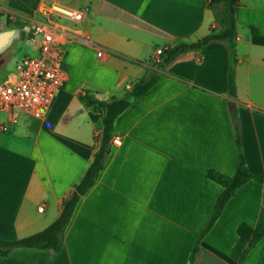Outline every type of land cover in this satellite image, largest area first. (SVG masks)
<instances>
[{"label": "crops", "instance_id": "0c3cea01", "mask_svg": "<svg viewBox=\"0 0 264 264\" xmlns=\"http://www.w3.org/2000/svg\"><path fill=\"white\" fill-rule=\"evenodd\" d=\"M210 1L0 0V33L14 31L0 53L21 43L26 54L35 55L26 30L49 5L84 12L80 40L68 38L63 46L68 81L47 116L36 120L20 113L14 124L1 116L8 128L0 131V240L22 239L49 226L86 171L102 115L82 97L121 98L152 69L157 50L205 37L217 26ZM235 21L236 99L227 97L223 44L175 60L115 119L113 138L120 144L110 145L61 250H16L0 256V264H187L221 192L206 172L231 176L235 170L228 107L239 118L247 167L264 179V0H238ZM17 61L0 62V79L14 76ZM260 210L264 183L245 184L205 235L194 264H260L264 239L242 263L229 257L238 224L254 226Z\"/></svg>", "mask_w": 264, "mask_h": 264}, {"label": "trees", "instance_id": "16d2710c", "mask_svg": "<svg viewBox=\"0 0 264 264\" xmlns=\"http://www.w3.org/2000/svg\"><path fill=\"white\" fill-rule=\"evenodd\" d=\"M217 26L202 39L195 43L177 42L168 46L153 63L152 69L140 80L131 84L125 90L123 97H111L102 102L92 96H83L87 104L99 111L102 115L101 126L95 136V150L91 161L80 179L75 183L68 195L61 202V210L57 218L42 231L28 237L14 240H0V256L5 257L16 250H46L57 254L63 245V236L75 209L89 190L95 185L98 176L103 169L106 158L110 151L111 140L114 135L115 119L142 96H144L157 82L160 76L166 72L171 63L188 52L202 50L213 43L223 44L227 52L228 66L226 74L227 97L229 101L236 99L235 67L237 65L236 42L237 24L235 21V10L238 0H211L209 2ZM233 129L234 144L237 158L234 173L231 176L219 174L213 170L206 172V177L221 188L213 205L211 214L204 227L198 233L192 250L188 256L187 264H194L201 250L205 235L213 227L221 216L226 203L245 184H262V178L254 175L248 169L245 157L241 150L240 122L235 107L227 108ZM237 239L229 252L231 260L242 263L254 246L264 239V210H260L257 222L254 226L244 222L236 228ZM260 264H264V249Z\"/></svg>", "mask_w": 264, "mask_h": 264}, {"label": "built area", "instance_id": "2783aa9c", "mask_svg": "<svg viewBox=\"0 0 264 264\" xmlns=\"http://www.w3.org/2000/svg\"><path fill=\"white\" fill-rule=\"evenodd\" d=\"M39 18L30 21L27 27L30 41L35 45L36 54L19 59L15 64L12 78L0 84V131L8 126L1 122L5 115L7 122H17L20 113L33 119L42 120L49 113L52 103L68 81L63 68V46L68 38L79 41L77 26L84 12L55 4L38 12ZM161 50L156 51L160 56ZM97 58L102 51L97 52ZM111 144L119 145L118 138ZM43 207L38 208L42 212Z\"/></svg>", "mask_w": 264, "mask_h": 264}, {"label": "rangeland", "instance_id": "374dc122", "mask_svg": "<svg viewBox=\"0 0 264 264\" xmlns=\"http://www.w3.org/2000/svg\"><path fill=\"white\" fill-rule=\"evenodd\" d=\"M21 43H19V47H16V45H12V46H8L6 48H4L2 50V52L0 53V62L2 63H7V62H11L13 60H19L20 58H23L25 56H34L31 54H26L25 50L26 47H24L23 45H20ZM4 81L2 79H0V84H2Z\"/></svg>", "mask_w": 264, "mask_h": 264}, {"label": "water", "instance_id": "95a60500", "mask_svg": "<svg viewBox=\"0 0 264 264\" xmlns=\"http://www.w3.org/2000/svg\"><path fill=\"white\" fill-rule=\"evenodd\" d=\"M14 31L9 30V31H4L0 33V49H2L3 47H5L8 42L9 39L13 36ZM230 106H234V103L230 102L229 104ZM264 183V181H263Z\"/></svg>", "mask_w": 264, "mask_h": 264}]
</instances>
